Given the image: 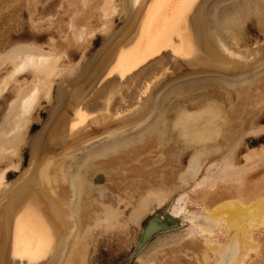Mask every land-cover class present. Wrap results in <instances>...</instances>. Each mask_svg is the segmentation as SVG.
Masks as SVG:
<instances>
[{
    "label": "bare ground",
    "instance_id": "6f19581e",
    "mask_svg": "<svg viewBox=\"0 0 264 264\" xmlns=\"http://www.w3.org/2000/svg\"><path fill=\"white\" fill-rule=\"evenodd\" d=\"M35 1L26 0L33 28L40 22L34 23ZM66 1L75 6L64 20L61 38L67 45L83 44L96 30L108 32L114 15L125 16V26L116 35L108 32L105 47L78 84L70 92L57 95L64 103L42 127L43 132L27 140L32 147L30 155L37 147L64 148L94 124L96 131H109V135L100 143L68 149L60 161H42L36 153L39 166L35 167L34 161L27 177L8 194L4 189L6 193H2L7 195L0 203V264H48L51 259L58 260V255L56 260L53 257L68 232L64 217L67 205L64 207L61 193L66 196L70 191L65 194L67 185L62 182L69 183L68 189L71 186L75 192L71 194L74 206L70 204V215L77 217L78 227L68 235L75 233L73 242L66 241L68 247L60 254L66 256L60 257L61 264L84 260L89 244L97 240L94 228L124 233L131 223L138 224L153 207L165 203H169V211L148 221L139 241L135 240L137 263L255 264L249 260L250 252L257 248L258 252L263 244L255 229L264 218V186L254 185L256 181L246 185L243 176L264 164V143L247 145L239 155L240 162L238 154L245 136L264 135V123H259L264 122V45L256 40V47L249 51L248 45L245 43L242 49L241 43L247 18L255 19L264 38V0L215 1L218 5L213 3L212 13L208 11L211 16L208 14V20L205 17L207 22L205 0V5L203 0H195L179 30L163 39L145 28L153 0ZM17 2L0 0V22L6 18L0 33V185L5 170L18 167L13 158L19 161L22 143L27 142L32 111L41 98L49 97L54 76L62 75L65 69L67 46L57 47L52 38L45 47L34 40L13 39L10 29L16 22L13 13L18 15ZM246 58L251 61L246 62ZM196 70L201 78L188 77L191 80L187 83L171 86L156 98L168 79ZM209 72L216 75L205 77ZM8 90L10 96L5 100ZM89 114L94 116L86 120ZM137 117L141 122L132 123ZM129 122L137 128L128 127ZM125 125L127 131H134L122 135L118 130L116 136L111 133ZM163 148L170 162L167 178L158 166L166 159ZM185 153L186 163L180 164ZM147 155H153L149 158L152 163L138 164L149 161ZM134 160L139 162L131 165ZM147 165L155 166L151 173ZM126 170H134L135 178L127 180ZM99 179L118 184L121 194L103 198L106 185L91 184ZM223 181L234 182L238 190L228 195L221 192L218 200L207 201L210 189ZM95 192L99 197H94ZM120 203L126 211L128 208L124 216ZM21 217L47 237L46 253L38 259L21 260L14 255L17 219Z\"/></svg>",
    "mask_w": 264,
    "mask_h": 264
},
{
    "label": "rangeland",
    "instance_id": "374dc122",
    "mask_svg": "<svg viewBox=\"0 0 264 264\" xmlns=\"http://www.w3.org/2000/svg\"><path fill=\"white\" fill-rule=\"evenodd\" d=\"M17 1L18 2L16 4H19L18 9H16L18 15L13 13L12 16L16 20V22H14V24H12V28L10 29L13 39H16L18 41H20V40L21 41L34 40L36 42L42 43V45L45 47V45L47 44L46 42L48 41V39L52 38L54 44L57 45V47H60V46L66 47L67 46L65 48L66 49V54L64 55V61H63L64 67H65L64 72H63L62 75L54 76V78H53L54 80L52 82V86H51V89H50L49 97L46 96V97L41 98L40 103L38 105H36V107L32 111V118H30V122H29L30 127H29L27 133L25 134V138H26L25 140L27 141V140H30L32 137H33V139H36L38 137V135L41 133L40 131L44 130V129H42V127L46 123L50 122V120L55 116L56 109H58V111L60 110V106L59 105L61 104V102L63 104L64 100L62 101V99L60 97H58V96H60L58 94L63 95V93H62L63 91L68 93V92L71 91V89L73 87L76 86L75 84H78L76 82H79V80L84 76L85 71H87L88 68L90 67V65L93 64L91 62L94 61L95 58L96 59L98 58L99 54L102 52L103 48L105 47V44L107 42L106 41V38H107L106 35H109L110 32L113 35H116L120 31H122L123 27L125 26V22L124 21H125L126 17L125 16H121L120 17L118 15H114L113 20H112V25L110 26V29L108 31L109 33L107 31H105V30H96L94 32V34L91 37L88 38V40L84 39L83 44L67 45V43L66 42L64 43L63 39L61 38L64 35V27L66 25V24H64V20L67 19L68 14L72 13V11H73L75 6L72 7L73 5H71V6L68 5L66 0H36L35 3L36 2L37 3H36V5L34 4V6L37 9H36V12H34V14L35 13L36 14L33 15L34 16L33 18L35 19L34 23H37V21H40V22L37 23L34 26V28H33V27H30L31 26V22L29 21V16H28V12H27L28 8H26V0H17ZM208 1L209 0H205V4L206 5L204 4V0L202 1V3H203L202 5H205L204 6V10L207 11V12L203 11V14L206 13V16H204L205 14L203 15L205 20H206L205 17H207V20H208V18L211 16L210 14L212 13L211 12L212 8L215 7L214 4H217L220 0H214V1L210 0L209 3H208ZM215 1H217V3ZM229 2L231 3L233 1L229 0ZM212 4H213V6H212ZM205 7L208 10L205 9ZM210 8H211V10H210ZM208 11H209L210 14L208 13ZM39 14H41V15L38 18L35 17V16H37ZM49 14H51V16H49ZM2 17H4V12H2ZM49 20H50L51 23L48 22ZM207 20H206V22H207ZM246 20H247V22L243 23V25H245V26H244V31H243V34H244L243 35V42L241 43L242 49L244 48V44L245 43H246L245 46L248 45V47H247L248 50L249 49L250 50L254 49L253 47L254 46L256 47L257 44H260V45L263 44L264 45V38H263L262 34L260 33V31H258L259 29H258L257 25H255L256 24L255 19L247 18ZM5 22H6V18L3 19L0 22V33L2 32L3 29H5L4 28L5 27ZM49 23H50V26H48ZM92 23L94 25L97 24L94 21ZM256 40H257V44H255ZM80 45H82V46H80ZM256 56H259V55H256ZM244 61H245V59H244ZM250 61H251V59L246 58V62H250ZM198 70H196V72L195 71L190 72L189 73V75L191 74L190 76L188 75V73L182 72V73L179 74L180 76L178 75L179 77L177 75H176L175 78L171 77L170 79H168L169 84H168V81H166L159 88L158 92L160 91L159 92L160 96L158 95L159 97L156 96V98L158 99V98L161 97V95L163 96V94L165 93L164 91H166L167 89L171 88V86L181 85V84L187 83L186 81H188V79H189L188 77H190V78H192L194 80H197L199 76L201 78V74H200V72H198ZM197 72H198V75H197ZM209 73L210 74L206 73L205 77H207V78H208V76L209 77H212V76L214 77L216 75V73L214 74V72H212V74H211V72H209ZM205 77H202V79L205 78ZM189 80H191V79H189ZM166 84H167V86H166ZM161 88H163V89L165 88V89L162 90ZM58 91H60V92L62 91V92L59 93ZM9 96H10V90H8L6 92L5 100L7 98H9ZM156 98H155V100H156ZM256 101H257V98H256ZM93 116L94 115H90L89 114V116L86 118V120L89 119V118H92ZM139 117H137L138 118L137 121L139 120L138 122L135 121L136 119L133 120L134 122L133 121H131V122L132 123H135V122L136 123H140L141 120L139 119ZM259 123H264V122H259ZM95 125L96 124L92 125L93 127L90 126L89 128L85 129V130H87L86 132L84 131L83 134H80V136L78 138H74V140L70 141V143H72V144H70V143L65 144L64 148L63 147L62 148L58 147L60 149H57L55 147H51L49 149V148H45V146L42 145L44 147V149H43V147H41L39 145L41 147V149H43V150L41 151V149L39 147H37L36 153L40 154V155L38 154V156H39L38 159L42 160V161L43 160H48V159H52L53 162L54 161H60L61 155L64 154V152L67 151L68 149L77 148L78 146L80 147V146H82L84 144L85 145L91 144V142L92 143L94 142L96 144L102 142L103 141V140H101L102 137H105V136L107 137V135H109V131H106L105 133L101 132L102 129H100V130L98 129V131H96V128L94 127ZM134 125H132L129 122L128 127L132 126V128H134ZM137 126L140 127L139 124ZM122 127H120L119 129H116V130L115 129L112 130L111 133H114V135L116 136L115 133L116 132L118 133V130H119L118 134L121 133L122 135H123L124 132H128V131L133 130L131 128V129H128V131H127V129H126L127 126L125 125L124 129L126 131H124V129ZM93 128H94V130H93ZM136 128L137 127L135 125L134 130ZM120 129H122V130H120ZM92 130L94 131V133H93ZM107 130H110V129H107ZM86 133H88L87 134L88 136L86 135ZM118 134H117V136H118ZM122 135H119V136H122ZM257 136H253L252 135V136H245V138H243V140L239 144V146H240V152L238 154L239 162L241 161L239 155L241 154V152L246 150L247 145L254 146V145H259L261 143H264V135H259V137H257ZM106 137H105V139H106ZM97 139L99 140L98 142H97ZM23 143H22V146H21V149H20V154L21 155L19 154L20 155L19 161H17L18 160L17 157L13 158V162H15V163L17 162L16 165H18V167L17 168L8 167L5 170L6 177L3 179L4 183L2 185H0V193H1L0 194V203H3L6 200L4 197H6V195L20 181H22L25 177H27L30 174L32 167L34 168V165H32V164H34L33 163L34 161H36L35 167L39 166V163L37 162V158L35 157L36 156L35 155L36 154L35 151H34L35 154H32V156L34 155L32 157L30 155V151H31L32 147L28 144V141L25 144H23ZM53 148H55V149L53 150ZM164 148L162 149V151L165 152L166 150ZM167 152L168 151L165 152L167 154L166 155V159H164L159 165L157 164L158 166H162V168H163L162 172H164V173H162V175L163 176L165 175V178H167L168 174H170V173L167 172L168 171L167 169H168V167L170 165V162L168 160V156L169 155H168ZM151 156H153V155H151ZM151 156L147 155V159L149 161H141L138 164L143 165L144 163H147V162L152 163V162H150V159H149V158H151ZM181 159L183 161H179V163L180 164H185L186 160H187V153H185L183 156H181ZM135 161L139 162L138 160H134L131 165L136 164L137 162L135 163ZM2 167L3 166H2V164L0 162V168H2ZM151 167H155V166L154 165L153 166L147 165V167H146V169H148V172H150V173H151V169H152ZM126 171H129V173L127 175V180H131V178L132 179L135 178V176L133 175V171L134 170L132 172H130V170H126ZM98 172L101 173L102 171L98 170ZM35 173H36V171H34V174ZM243 177H244L243 181H246V183H244V184H246V185L247 184L249 185V184L254 183L256 181V183H254V185L258 183V185L259 184H263V186H264V164L256 166V169H253V170L249 171ZM261 179H263V180H261ZM119 180L120 179H118V181ZM106 181H107V179H104V180L103 179L102 180L99 179V180L92 181L91 184L94 187H97L98 185H106L107 188H106L105 192H103L104 194H106L105 197H103L105 199L107 197H109V195H111V196L115 195L116 196V194L117 195L121 194L120 193L121 192L120 188L116 187V185H118V184H114L113 182L111 183L109 181H107V182ZM223 182L215 183V185L208 192L207 199L209 197V200H207V201L210 202V199H213L212 201H214V199H215V201L218 200V198L220 197V193L221 192H224L225 195H228L229 193L230 194L231 193H235L236 190H238L237 188H235L236 184L234 182L231 183V181L230 182L227 181V183H229V184H227L226 182H224V183ZM64 183H66V182H62L61 184L63 186L67 185L65 194L67 193V191L68 192L69 191L70 192H74L73 190L72 191L70 190V189H72L71 186H70V189H68V187L70 185L69 183H67V184H64ZM225 183L228 186H226ZM4 186H5V188H4ZM1 188H2V190H1ZM4 189L5 190L7 189V194L6 195L2 193L3 191H5ZM48 190H49V188H46V193H48ZM70 192H69V194H66V196H64V194L61 193V195L63 197L61 199V201L64 202L63 203L64 207L67 205L66 209H64V207H63L62 210L64 209L66 211V212L64 211V215H65L64 217H66V220H67V228L66 229L68 230V232H66L62 236L58 251H57L55 257H53L56 260V258H57L56 256L58 255V258H57L58 260L54 261L53 259H51L48 264H52V262H54V264H59V263L61 264V262L63 261L61 259L62 256L63 255H64V257H66V256H65V254H63V255H60V254L65 252L67 247H68L67 245L65 246V244H67L66 241L69 242V243L71 241L73 242L72 236L73 235L75 236V233L72 236H68V235L72 234L74 232V230H77V229H74L73 227H75V226L78 227V223H76L77 222V217L75 216L74 217L75 219H74L70 215L72 213V210H70V206L71 205L74 206V200L71 199V194L75 195V192L74 193H70ZM5 193H6V191H5ZM191 196L193 198H197V197L199 198L200 197L199 194H191ZM72 197H73V195H72ZM94 197H99L98 193L95 192ZM121 197H123V196H121ZM73 198H75V196ZM72 200H73V202H71ZM1 201H3V202H1ZM79 201H80V199H79ZM109 201L105 200V202L111 203ZM61 205L59 204L58 206L61 207ZM72 206H71V209H72ZM68 207H69V209H68ZM119 208L122 209L125 212V213H122L123 214L122 216H124V214L126 215V213L128 211V208H127V211H126V209H124L123 203L119 204ZM70 211H71V213H70ZM168 211H169V203H165L161 207L160 206H155V207H153V209H151L148 213H146V215H144L140 219L138 224L131 223L129 225L127 231H123L124 233H122V232L118 233L120 231H116L115 229H112V231H111V229H109L110 231L109 230L106 231V230H103L102 227L94 228L97 240L95 239L96 241H94V243H90L89 244L88 249H87V251L84 254L85 258H84V260L82 258V262L80 261L79 264H81V263L82 264H139V262L137 263V261H136L135 254L137 253V247L136 246L138 245L136 243V241L137 240L139 241V239H140L139 236H140V234H142L141 230L144 229L145 225L148 223V221H150L151 218H153V217H155V218L164 217V215H165L164 213L168 212ZM72 215H73V213H72ZM84 217L85 216L82 215V217H81V225H84V223H86V220L84 219ZM73 221H74L75 225H74ZM94 226L96 227V225H93V227ZM81 228H82V226H81ZM255 232H256V235H257L256 237L259 238L263 244H262V246L259 247L260 249H259L258 252H257L258 248H257L256 252H250L251 258H250L249 261L253 262V263L256 261L255 264H264V218L258 224V227L255 229ZM66 238H67V240H66ZM152 239H154V238H152ZM152 239H151V241H152ZM0 240H2L1 237H0ZM66 253H68V252H66ZM53 255H54V253L51 255V257ZM261 256H263V258ZM59 258H60V260H59ZM57 261H59V262H57ZM166 264H168V263L166 262Z\"/></svg>",
    "mask_w": 264,
    "mask_h": 264
},
{
    "label": "snow or ice",
    "instance_id": "6c2138e0",
    "mask_svg": "<svg viewBox=\"0 0 264 264\" xmlns=\"http://www.w3.org/2000/svg\"><path fill=\"white\" fill-rule=\"evenodd\" d=\"M194 2L195 0H153L145 18V28L149 34L155 31L161 39L166 38L170 32L174 34ZM47 247L48 241L43 231L26 223L22 217L17 219L15 256L31 261L44 255Z\"/></svg>",
    "mask_w": 264,
    "mask_h": 264
},
{
    "label": "water",
    "instance_id": "95a60500",
    "mask_svg": "<svg viewBox=\"0 0 264 264\" xmlns=\"http://www.w3.org/2000/svg\"><path fill=\"white\" fill-rule=\"evenodd\" d=\"M154 218H155V217H153V218H151V219H154ZM151 219H150V220H151ZM142 232H144V230H143Z\"/></svg>",
    "mask_w": 264,
    "mask_h": 264
}]
</instances>
